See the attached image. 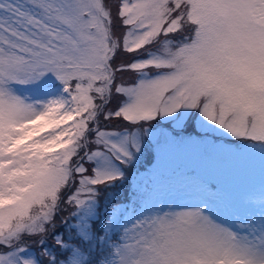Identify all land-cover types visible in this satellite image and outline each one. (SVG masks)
Segmentation results:
<instances>
[{
	"label": "snow or ice",
	"instance_id": "1",
	"mask_svg": "<svg viewBox=\"0 0 264 264\" xmlns=\"http://www.w3.org/2000/svg\"><path fill=\"white\" fill-rule=\"evenodd\" d=\"M0 264H264V0H0Z\"/></svg>",
	"mask_w": 264,
	"mask_h": 264
},
{
	"label": "rangeland",
	"instance_id": "2",
	"mask_svg": "<svg viewBox=\"0 0 264 264\" xmlns=\"http://www.w3.org/2000/svg\"><path fill=\"white\" fill-rule=\"evenodd\" d=\"M249 167H250V169L254 170L255 177L258 180V176H259V164H258V161H256L253 165H250ZM248 178L250 179L251 176H248ZM239 179L241 181H243L245 179V174H241Z\"/></svg>",
	"mask_w": 264,
	"mask_h": 264
}]
</instances>
